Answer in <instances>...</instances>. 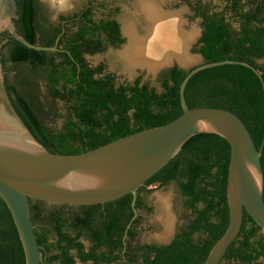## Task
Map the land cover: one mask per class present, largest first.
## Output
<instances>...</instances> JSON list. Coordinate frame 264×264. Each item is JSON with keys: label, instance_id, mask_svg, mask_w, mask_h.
<instances>
[{"label": "trees", "instance_id": "obj_1", "mask_svg": "<svg viewBox=\"0 0 264 264\" xmlns=\"http://www.w3.org/2000/svg\"><path fill=\"white\" fill-rule=\"evenodd\" d=\"M189 1V0H188ZM213 9L198 0L193 18L203 30L192 50L204 62L245 60L264 77V0H226ZM190 2V1H189ZM191 3V2H190ZM18 32L32 43L60 50H36L2 33L3 61L10 63L5 83L11 101L38 141L55 153H80L119 137L168 123L183 108L180 84L188 73L178 64L161 70L159 91L141 75L120 81L105 63L92 65L85 55L121 46L125 38L113 12L95 18L93 1L59 14L44 0H16ZM104 9V5L102 6ZM232 23L237 24L232 27ZM185 96L190 108L222 107L235 112L262 150L264 172V86L241 64H223L195 73ZM230 143L216 133H199L138 190L136 206L152 211L150 186L175 182L188 212L169 243H142L140 214L132 221L133 195L90 204H54L30 198L32 222L42 246L41 264H74L75 255L92 264H201L230 220L227 196ZM264 196V188H263ZM89 243V246L86 243ZM0 264H26L15 221L0 196ZM219 264H264V230L245 210L238 237Z\"/></svg>", "mask_w": 264, "mask_h": 264}, {"label": "water", "instance_id": "obj_2", "mask_svg": "<svg viewBox=\"0 0 264 264\" xmlns=\"http://www.w3.org/2000/svg\"><path fill=\"white\" fill-rule=\"evenodd\" d=\"M17 17L16 0H0V49L5 42L1 33L8 31L30 48L60 50L58 40L55 45L46 46L26 39L17 30L14 22ZM197 55L201 56L200 53ZM223 64L251 68L264 86L263 75L248 61L202 60L184 68L188 73L180 84L183 112L178 117L84 152L66 154L52 152L42 145L14 107L7 91L0 54V196L15 221L26 264H41L42 261V246L32 222L30 198L54 204L90 205L132 193L134 214L126 227V240L132 221L140 214L136 206L139 188L174 158L188 139L199 133H216L227 139L231 146L227 185L229 225L201 264H219L223 260L241 231L245 210L264 230L262 150L235 112L222 107L190 108L185 96L187 83L195 73Z\"/></svg>", "mask_w": 264, "mask_h": 264}, {"label": "rangeland", "instance_id": "obj_3", "mask_svg": "<svg viewBox=\"0 0 264 264\" xmlns=\"http://www.w3.org/2000/svg\"><path fill=\"white\" fill-rule=\"evenodd\" d=\"M53 11L54 19L58 20L59 14H69L80 10L86 3L93 1L95 5V18L103 17L104 13L113 12L119 21L124 43L119 47H109L102 53L86 55L92 65L105 63L109 71L116 74L120 81H133L141 75L144 81L155 86L159 91L163 87L159 81L161 70L173 64H180L183 68H190L200 63L203 58L197 55L192 48L198 42L200 36L199 18H193L188 0H155L167 13H178L180 21H176L175 31L192 34L189 39H180L174 44L176 50L182 51L184 55L164 56V47L157 50L158 56L155 60L135 61L127 53L129 47L140 44L151 46L153 40V25L151 20L141 7L142 0H44ZM213 6L221 3V0H209ZM104 5V9L102 6ZM181 23V24H180ZM124 33V34H123ZM128 50H127V49ZM164 56V57H163ZM171 57V58H170ZM163 58V59H162ZM160 59V60H159ZM151 61V62H150ZM264 64V60H261ZM153 188L146 196L147 201L153 207L152 211L141 210L142 220L138 240L141 242H169L180 226L186 221L188 213L183 204L178 187L172 182L163 187L150 186ZM74 264H90L89 262L76 261ZM114 264H124L116 262Z\"/></svg>", "mask_w": 264, "mask_h": 264}, {"label": "bare ground", "instance_id": "obj_4", "mask_svg": "<svg viewBox=\"0 0 264 264\" xmlns=\"http://www.w3.org/2000/svg\"><path fill=\"white\" fill-rule=\"evenodd\" d=\"M141 6L144 12L153 22V40L152 43H150L151 46H148V44H137V46L135 44V47L133 48H130V46H128V55L133 60L139 62L142 60L144 62V60L151 59L153 61L155 60V58H157V50L162 49L161 47H164L163 50L165 49V53L163 54L166 57L168 55L172 56L173 54H176L180 57L184 55L182 51L176 50L174 44H176L175 42L177 41L179 42L182 37L184 39L191 38L192 34L175 31L174 27H176V21L180 19L178 13H167L166 11H163L161 7L155 2V0H142Z\"/></svg>", "mask_w": 264, "mask_h": 264}, {"label": "flooded vegetation", "instance_id": "obj_5", "mask_svg": "<svg viewBox=\"0 0 264 264\" xmlns=\"http://www.w3.org/2000/svg\"><path fill=\"white\" fill-rule=\"evenodd\" d=\"M154 1V0H153ZM190 2H189V4H190V9H191V14H192V16L194 15V13H195V10L193 9V5L195 6L196 5V3H197V1L198 0H189ZM156 2V1H155ZM157 4H158V2H156ZM202 3H204V4H208L209 3V0H202ZM226 3H227V1L226 0H221V3L220 4H218L217 6H212L213 7V9L214 10H217V11H221V10H223L224 9V6L226 5ZM212 4V3H211ZM213 5V4H212ZM142 7V6H141ZM162 9V8H161ZM163 10V9H162ZM144 11V10H143ZM164 11V10H163ZM173 13V12H172ZM147 15V14H146ZM147 17H148V15H147ZM149 18V17H148ZM196 18H199V21H200V36H201V33H202V30H203V26H202V21H203V19L201 18V17H196ZM150 19V18H149ZM151 20V19H150ZM119 22V21H118ZM151 22H152V20H151ZM120 24V23H119ZM152 25H153V22H152ZM235 25H237V24H234V23H232V27L233 26H235ZM121 27V26H120ZM6 32V31H5ZM122 32V31H121ZM4 33V32H3ZM200 36H199V38H200ZM1 37H2V33H1ZM0 54H1V59H2V62H3V65H4V71H5V74H6V72H7V68H8V66L10 65V63H8V62H6V61H3V53H2V48L0 49ZM88 55V54H87ZM86 56V55H85ZM201 57L203 58V56H202V54H201ZM261 60H264V58H260V59H258V62L259 63H262L261 62ZM140 216L142 217V213H141V211H140ZM176 234V233H175ZM175 236V235H174ZM173 236V237H174ZM172 240V239H171ZM170 240V241H171ZM169 241V242H170ZM169 242H167V243H169ZM142 243H144V242H142ZM145 243H156V242H145ZM88 246H89V243L87 242L86 243ZM157 244H166V243H157ZM74 253V255H75V260L77 261H80V262H82L77 256H76V252H73ZM90 264H92V261H88ZM116 262H123V261H116ZM116 262H114V263H116ZM113 263V264H114ZM102 264H106V263H102Z\"/></svg>", "mask_w": 264, "mask_h": 264}]
</instances>
